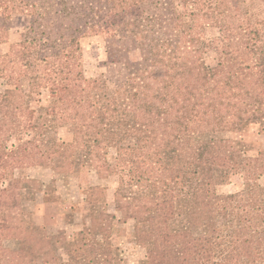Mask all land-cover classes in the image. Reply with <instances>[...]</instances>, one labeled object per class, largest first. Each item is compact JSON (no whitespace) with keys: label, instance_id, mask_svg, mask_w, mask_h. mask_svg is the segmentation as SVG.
Returning a JSON list of instances; mask_svg holds the SVG:
<instances>
[{"label":"trees","instance_id":"16d2710c","mask_svg":"<svg viewBox=\"0 0 264 264\" xmlns=\"http://www.w3.org/2000/svg\"><path fill=\"white\" fill-rule=\"evenodd\" d=\"M14 12L28 23L0 54V264H120L98 236L115 219H133L143 264H264V150L232 136L252 119L264 135V0H0V43ZM86 35L126 72L73 67L70 47ZM133 45L139 59L120 57ZM27 76L46 105L30 104ZM62 119L69 145L50 135ZM83 155L114 176L115 212L91 186L82 228L47 233L30 217L39 185L14 171ZM237 173L242 188L218 194Z\"/></svg>","mask_w":264,"mask_h":264},{"label":"rangeland","instance_id":"374dc122","mask_svg":"<svg viewBox=\"0 0 264 264\" xmlns=\"http://www.w3.org/2000/svg\"><path fill=\"white\" fill-rule=\"evenodd\" d=\"M28 23V17L22 12H14L11 16V29L9 39L0 43V54L7 52L12 42L20 38V33ZM215 29H208L206 34L211 36ZM260 60H264V35L260 38ZM108 51V45L101 36L86 35L77 38L69 50V61L73 67L82 69L88 78L103 75L109 79H115L121 73L126 72L122 63L116 62L115 55ZM140 50L134 47L130 51H124L120 57H128L130 60L139 59ZM213 53L207 58L209 63L213 61ZM113 59V60H112ZM24 90L31 94L28 98L30 104L38 108L48 103V92L45 87L37 86L31 76L21 78ZM6 85L5 87H7ZM258 120L252 119L245 123L239 133H234L236 139L241 138L254 153L256 150H264V135L259 134ZM58 143L68 144L72 140L70 124L67 119L58 121L54 134H50ZM49 139L50 136L47 135ZM52 138V139H53ZM110 155L112 153L110 152ZM76 161L52 166L48 164L42 167L19 168L14 171L17 177L35 178L38 188H35L34 200L31 201L30 217L35 225H38L47 233H65L70 235L80 230L85 222L86 209L94 208L92 198L87 192L91 186L101 188L100 201L105 200L107 211H114L113 195L116 180L113 177L98 176L95 167L90 164L83 155ZM258 184L264 187V174L257 178ZM243 186L240 174H233L229 180L217 185L218 194L235 193ZM99 197V195H97ZM133 219L125 222L115 219L108 233L99 234L113 249L114 255L120 259V264H143L145 250L138 245L132 237ZM14 246V242H6Z\"/></svg>","mask_w":264,"mask_h":264}]
</instances>
